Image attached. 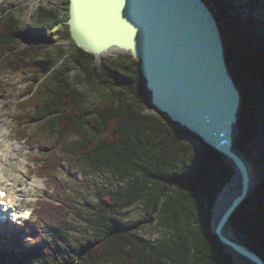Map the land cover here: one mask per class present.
I'll use <instances>...</instances> for the list:
<instances>
[{"label":"trees","instance_id":"1","mask_svg":"<svg viewBox=\"0 0 264 264\" xmlns=\"http://www.w3.org/2000/svg\"><path fill=\"white\" fill-rule=\"evenodd\" d=\"M216 1L217 17L225 19L227 60L244 95L235 140L244 154L258 127L252 107L246 106L241 74L252 73L264 94V25L254 15L264 12V0H243L246 16L240 6L232 14L224 8L225 1L237 0ZM66 22L60 8L40 5L31 24H24L0 3V67L32 74V95L20 99L38 113L40 131L54 138L41 175L51 179L63 158L78 159L95 171L108 170L122 184L81 179L75 183L94 195L81 201L70 183L52 178L58 198L39 203L32 225L37 237L31 242L6 238L0 264H235L212 228L217 197L234 176L232 164L168 116L147 112L154 107L131 54L99 64L77 45ZM23 37L34 42L23 45ZM75 80L98 90L99 102L88 105L87 91ZM26 114L16 116L22 137H27ZM262 162L260 181L227 230L264 258ZM139 202L145 222L155 221L160 236L145 238L139 223L121 217Z\"/></svg>","mask_w":264,"mask_h":264},{"label":"water","instance_id":"2","mask_svg":"<svg viewBox=\"0 0 264 264\" xmlns=\"http://www.w3.org/2000/svg\"><path fill=\"white\" fill-rule=\"evenodd\" d=\"M177 1L192 18L189 12L190 17L178 18L170 0H138L137 18L127 9L132 7L129 0H69L71 36L95 56L127 52L138 59L153 107L232 164L240 175L241 190L217 221L214 213L213 230L230 251L252 264H264L261 255L226 230L254 179L250 163L235 144L244 95L227 60L225 19H218L208 0ZM141 2L153 12L160 9L158 28L144 18L147 11L141 9Z\"/></svg>","mask_w":264,"mask_h":264},{"label":"rangeland","instance_id":"3","mask_svg":"<svg viewBox=\"0 0 264 264\" xmlns=\"http://www.w3.org/2000/svg\"><path fill=\"white\" fill-rule=\"evenodd\" d=\"M0 3L8 6L9 9L16 14L24 24H31L33 15L40 5L58 7L64 12L67 20L63 26H69V0H0ZM236 4H239L240 7L243 6V0H237ZM241 12L243 16L248 14L247 9L244 7H241ZM254 15H257V20L264 24V12H255ZM22 42L23 45H29L34 42V39L23 37ZM128 54L129 53L127 52H123L120 54L113 53L102 56L96 55V60L99 64H101L103 60L109 61L110 59L119 58V56H123L122 59H124V56ZM136 60L139 61L138 59ZM241 76L243 79L242 85L245 90V95L247 96L245 99L246 106L252 107L251 113L253 114V118L255 119L258 127V131L253 140L245 143V153L243 154L251 165L255 185L261 179L262 160L264 158V94L261 86L259 87L252 73L244 70L242 71ZM143 82V84H145L144 79ZM75 84H77L81 89L87 91L88 105H94L101 99L102 95L98 90L85 86V84L76 80ZM32 88V74L21 71L18 72L5 65L0 67V115L4 118L2 121L4 127L3 129L11 131L10 143H16L17 141L22 142L20 146V157L17 165V169L19 168L21 170L15 171V176L20 178L19 188L21 190L18 191L16 195H20L18 205L20 206V210L24 212L22 215L28 216L29 212L33 210L37 200L39 203H46L50 201L56 202L58 197L55 193V184L52 181V178L70 183L71 185L69 186V189L77 190L79 194L83 196L78 198L81 201L83 199L90 200L94 198V195L91 196V191L87 186H79V183H75L79 182L81 179H86L87 182H92L93 180L100 182H112V184H122V182H120V180H118L117 177L108 170L104 169L95 171L87 163L78 159L63 158L64 162L62 161L59 167L51 170V179H47L45 175L44 177L40 176V168L50 158L49 152L51 149L49 148L54 144V138L51 132L40 131L41 122L38 119V113L32 106H25L27 103L20 99V96L23 94L26 95L25 98H30L32 95L30 94ZM251 100H253L252 104ZM147 112L163 115V113H160L156 108L148 109ZM19 113H27L23 116L25 121L22 123L25 126L26 135L29 136L28 140H21L19 138L20 133L23 131V126L20 127L17 124L18 121H14V117ZM2 124H0V128L2 127ZM37 179L41 184L34 181ZM72 190L69 192L72 193ZM120 214L121 217L126 220L139 223V228H141L140 234L145 238L153 239L163 233V231L156 225L155 221L148 220V222H145L146 210L144 208V204L141 202L124 209L120 212ZM155 218L156 214L153 215V219ZM219 218L220 217H217V219ZM36 219L37 212L31 216L27 223H24V225H27L30 232L36 233V230L32 228V224ZM20 221L15 224H9L11 229L8 228V225H4V228L1 227L0 229H5L7 231L8 228L11 234L13 231L22 228L24 231V227L17 226ZM212 228H214L213 223ZM29 231L26 235H23V239L29 240L31 238ZM227 232L231 237L235 238V234L232 230H227ZM232 253L235 264H252L246 258L234 252Z\"/></svg>","mask_w":264,"mask_h":264},{"label":"bare ground","instance_id":"4","mask_svg":"<svg viewBox=\"0 0 264 264\" xmlns=\"http://www.w3.org/2000/svg\"><path fill=\"white\" fill-rule=\"evenodd\" d=\"M129 1L131 2L132 7H127V9L129 11H132L130 14H134L133 16H135L137 18L136 12L140 15V11L138 9V0H129ZM154 1H156V0H153V2ZM170 1H171V3H170L171 6L174 7V13L178 18H180V17H182L183 19L188 18V16H189V14L187 13V12H189L188 8H185L184 6H182L177 0H170ZM153 2H150V3L152 4ZM139 5H140L141 9H143V11H144V7H146V5L143 2H141ZM154 5H155V3H154ZM211 8L213 9V12L216 11L214 4L211 5ZM158 9L159 8H156V12H153L154 9L146 7L147 12H145L143 15L144 18L148 22H150V26L152 28H153V26L155 28H158L157 27V22H158L157 21L158 20L157 15H158V13L161 14L160 12H158L160 9L159 10ZM90 10H89L88 19H92V17H93V14L90 13ZM190 15H191V13H190ZM191 18H192V15H191ZM220 21L222 22V20H220ZM109 54H113V53L112 52H110V53L104 52L103 54H100L97 56L109 55ZM207 57H208V55H207ZM208 62H209V59H208ZM3 119L4 118L0 115V123L3 121ZM7 131L5 129H2V128L0 129V181L3 184H5L10 190H11V188L14 187V189H17L16 192H18L21 190L19 188L20 178L16 177L14 173H15V171L21 170V169H19V168L17 169L18 161L17 162H14V161H15V158H18V160H19L20 146H21L22 142L17 141L16 143H14V142L10 143L11 131H9V130H7ZM25 171H28V170H25ZM33 179H35V178H33ZM34 181L38 182V179L34 180ZM38 183L41 184L40 182H38ZM253 183H254V181H253ZM226 184L227 185L224 186L225 188H223L224 190L222 189L223 191L220 192L218 199H217L218 201L216 202V205H215V212H214L215 213V216H214L215 221H217V217H220V215L223 213V211L231 204V202L235 198V196L239 194V192L241 190V179H240L239 173L237 171H235L234 176L232 177V180L229 183L227 182ZM13 196L14 195L11 193V194H9V196L7 198L4 199L7 204L11 205V204H13L14 201H17L15 199H12ZM18 203H19V200H18ZM14 205H16V204H14ZM0 213H1V211H0Z\"/></svg>","mask_w":264,"mask_h":264}]
</instances>
